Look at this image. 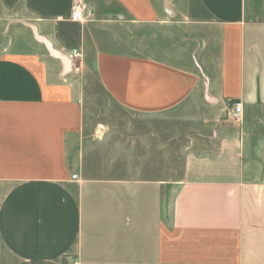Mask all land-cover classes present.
<instances>
[{
	"label": "crops",
	"instance_id": "crops-1",
	"mask_svg": "<svg viewBox=\"0 0 264 264\" xmlns=\"http://www.w3.org/2000/svg\"><path fill=\"white\" fill-rule=\"evenodd\" d=\"M111 1L0 0V21L83 54L81 72L69 58L64 73L32 34L49 59L33 68L22 40L3 46L0 264H264V167L219 121L230 100L264 109V0ZM94 90L142 117L197 101L210 134L175 181L89 176L80 142Z\"/></svg>",
	"mask_w": 264,
	"mask_h": 264
},
{
	"label": "rangeland",
	"instance_id": "rangeland-1",
	"mask_svg": "<svg viewBox=\"0 0 264 264\" xmlns=\"http://www.w3.org/2000/svg\"><path fill=\"white\" fill-rule=\"evenodd\" d=\"M91 1L98 2L85 0L89 4ZM7 20L0 21V54L3 46L17 39L27 44L25 62L30 67H35L33 56L49 60L43 46L33 40L29 29L18 22L8 24ZM94 92L96 94L91 96L80 142L84 154L83 164L89 176L167 177V180L175 181L181 177L185 168L187 147L195 143L199 135L210 134L202 117L205 107L197 101L189 105L187 115L182 114L183 109L176 108L169 114L142 117L120 109L119 105L104 97L99 90ZM102 106L107 108L106 111L100 112ZM230 107L231 103L227 102L219 121L238 125L239 138L247 134L251 146L249 155L257 160L254 162L255 169L264 167L259 156L264 154V109H255L249 113L243 109L239 122H229L227 111ZM101 120L106 122L105 129L95 132V123Z\"/></svg>",
	"mask_w": 264,
	"mask_h": 264
},
{
	"label": "built area",
	"instance_id": "built-area-1",
	"mask_svg": "<svg viewBox=\"0 0 264 264\" xmlns=\"http://www.w3.org/2000/svg\"><path fill=\"white\" fill-rule=\"evenodd\" d=\"M85 4L81 2H74L71 7L70 18L74 21H82L85 19ZM69 58L72 63V68L75 73H80L83 64V54L79 48H71L68 52ZM243 114L242 102L235 100L231 103V107L227 111V119L231 122H239ZM76 177V175H73ZM68 264H76V262H70Z\"/></svg>",
	"mask_w": 264,
	"mask_h": 264
},
{
	"label": "water",
	"instance_id": "water-1",
	"mask_svg": "<svg viewBox=\"0 0 264 264\" xmlns=\"http://www.w3.org/2000/svg\"><path fill=\"white\" fill-rule=\"evenodd\" d=\"M21 23L30 29L33 38L37 42L41 43L44 46V48L46 49L49 56H51L53 58H57L61 61L62 72H64V73L68 72L70 70L69 57L65 53H63L62 51L54 48L52 46L51 42L45 36L38 33L37 28L33 23L25 22V21H21Z\"/></svg>",
	"mask_w": 264,
	"mask_h": 264
},
{
	"label": "trees",
	"instance_id": "trees-1",
	"mask_svg": "<svg viewBox=\"0 0 264 264\" xmlns=\"http://www.w3.org/2000/svg\"><path fill=\"white\" fill-rule=\"evenodd\" d=\"M233 101H235V100H230L229 102L232 103Z\"/></svg>",
	"mask_w": 264,
	"mask_h": 264
}]
</instances>
